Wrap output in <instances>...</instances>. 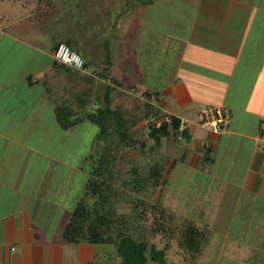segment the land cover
I'll list each match as a JSON object with an SVG mask.
<instances>
[{
    "label": "crops",
    "instance_id": "0c3cea01",
    "mask_svg": "<svg viewBox=\"0 0 264 264\" xmlns=\"http://www.w3.org/2000/svg\"><path fill=\"white\" fill-rule=\"evenodd\" d=\"M213 1H208V6L203 7L207 10L199 15L203 19L198 22L195 38L179 40L176 44L170 41L172 72L168 76L163 72L161 88H158L160 82L151 88L144 81L128 86L122 76L116 75L118 58L107 67L93 64L95 57L85 52V71H76L55 60L58 44H70L72 49L79 51L83 40L92 34L93 27L90 28V22L87 23L85 15L80 13L83 11L79 5L81 0L14 1L28 10V14L20 16L11 25L18 27L16 31L11 32V26L0 30V142L12 138V128L16 129V124L22 122V119L18 120L17 109L19 112L26 109L25 103L33 91H39L41 105L45 108V112L39 110L38 115L52 118L50 124L56 123L69 133L90 122L89 115L103 108L110 91L115 106L122 93L135 97L143 95L164 114L170 113L194 123L187 135L179 134L170 125L169 136L161 141L165 152L187 148L180 158L171 155L167 179L176 175L179 161L191 162L190 170L201 169L210 179L220 182L228 179V183L239 190V200L243 203L238 205V212L252 211L254 214H249L252 219H256V212H261L264 218V0H228L235 5V13L229 12L230 7L226 12L223 5L218 12ZM88 6L91 7L89 3ZM136 18V13L120 16L113 25L118 27V22L122 23L126 28L124 34H128L131 43L137 39L138 31L136 27L132 28L137 24ZM210 19L218 21L216 29L208 25ZM157 45L155 60L158 56L160 74L159 67L166 63L169 45L165 38ZM102 68L106 70L101 71ZM25 91L27 96L30 93L27 98L23 97ZM91 105L94 111L87 112ZM206 107L222 108L229 113L226 131L215 132L197 124V114ZM59 108L72 113L73 126L68 130L57 118ZM44 118L39 120L40 123ZM5 196L10 203L14 200L11 192ZM21 201L19 208L14 202L13 206L7 207L5 200L0 198V264H88L98 261L91 249L84 248L85 244L76 246L61 240L59 227L66 214L58 223L57 241L48 242L43 240L42 232L33 228L29 209L22 212ZM216 202L217 199L212 198L205 204L214 206ZM195 203L197 209L204 206L199 201ZM243 206L245 209L241 210ZM212 211L207 208L208 213ZM258 227L261 228L260 224ZM255 236L262 237L261 234ZM235 243L240 244L237 239ZM227 247L224 248L227 253H219L218 262L222 257H236ZM244 248L235 247L239 253L240 250L244 252ZM87 256L92 261H79Z\"/></svg>",
    "mask_w": 264,
    "mask_h": 264
},
{
    "label": "rangeland",
    "instance_id": "374dc122",
    "mask_svg": "<svg viewBox=\"0 0 264 264\" xmlns=\"http://www.w3.org/2000/svg\"><path fill=\"white\" fill-rule=\"evenodd\" d=\"M208 1L212 2L213 0H150V2L148 0H87L85 1L87 4L84 6V0H81L82 4L79 5L83 11L80 13L85 15L86 22L89 21L90 28L93 27V29L91 36L85 41L83 40L81 49L76 52L82 56L85 52H90L95 57L93 64H105L107 67L114 63V58H118L119 66L116 75L122 76L128 86L141 84L144 81L151 88L159 85L157 83L160 82L158 88H161L163 72L167 76L172 72L170 63L173 62V52L170 41L173 40L176 44L179 40L188 41L192 37L195 38L198 34V22H202L203 19L199 15L207 10L203 7L208 6ZM88 3L91 7L88 6ZM215 3L218 6V12L222 10V5L226 12L229 11V7L231 9L229 12L237 11L236 8H233L235 5L229 3L228 0H214L213 4ZM215 11L217 12V10ZM130 13H136L137 17L135 20L137 24L132 26V28L136 27V32L138 31L135 35L137 38L135 43H131L128 34H124L126 28L122 23L118 22V27L113 26L120 16ZM26 14H28V10H24L19 3L0 0V30L13 25L18 21L17 18ZM211 18L213 19V17ZM204 22L206 25V20ZM208 22H210L208 25L211 29L217 27L218 21ZM17 29V26L15 28L11 26V32ZM163 38L166 39L169 46L166 47V63L160 65L159 74L157 67L159 58L157 56V60H155V56L158 41ZM152 46H155V51ZM131 49H133V53ZM104 70L106 69H101V71ZM29 94L27 96L25 91L23 97L27 98ZM139 97L144 102L148 101L146 96L139 95ZM41 99L39 91H33L25 103L26 107L24 106V108L26 109L21 112L17 109L18 120L20 122L22 119V122L16 124V129L12 128L13 131L10 132L12 138L1 139L0 198L5 200V206H13L14 202L16 208L20 207L21 204L18 202L22 200V212L26 213V209H29L33 228L44 234L43 240L53 243L57 241L55 234L60 219L71 212L84 197L89 174L83 161L90 151L94 136L99 132V127L88 121L80 125L74 133H69L61 130L56 123L50 124L53 123L50 117L42 116L45 117L44 122L40 123L39 120L42 117L38 115L39 110L45 112V108L41 105ZM87 108V112L94 111L92 105ZM35 114L36 118L34 119ZM172 116L173 114L170 113L165 114L164 117H161L162 119L159 118L160 120H155L153 123H163L165 118L171 119ZM33 119L39 121L40 124ZM195 120L198 121V114ZM145 124V127L149 129L150 124ZM186 150L187 148L165 152L163 144L157 145L154 140L149 139L144 150H140V147L135 150L125 149L121 154L123 159L118 162L117 170L126 174L136 165H140L146 170L155 161L160 160L167 165L165 173V180H167V173L171 170L172 164L171 155L180 158ZM191 167V162H178L175 169L176 175L173 174L169 178L168 184L163 188L168 204L179 211L187 212L195 209V201L201 202L200 205L205 207L206 200L217 199L218 202L214 203V206L209 204L206 206V208L214 210L205 222L210 226L213 234V246L206 262L211 264H254L248 260L252 253L248 243L244 245V252L240 250L239 253L235 249L236 246H239L235 243V236L245 232L243 226L245 228L247 225L246 214L253 213L252 211L248 213L237 211L238 205L243 203L242 200H239V190L230 185L228 179L221 182L218 181L219 179L212 180L201 169L190 170ZM161 190L160 187L159 191ZM159 191H156L152 196V201L157 199ZM9 192L14 197V200H10H13L11 203L5 196ZM188 205L190 206L188 207ZM241 208V210L245 209L244 206ZM118 209L120 214L130 213L131 205L120 204ZM255 215L256 219H252L249 224L255 227L260 224L264 229L262 213L256 212ZM252 237L256 238L254 234H243L242 242L246 243L252 240ZM145 238L148 239V237ZM148 241L157 243L161 247L166 242L162 236L156 240L149 238ZM227 246L232 249L231 253L233 252L232 255L236 254V257H229L230 259L222 257L218 262L219 253L228 252L227 249H224ZM84 248L88 251L91 249L100 262L118 264L115 260L108 262V257L115 254V248L112 245H85ZM167 258L172 264H195L182 260L176 243ZM79 261L85 263L92 261V258L87 256Z\"/></svg>",
    "mask_w": 264,
    "mask_h": 264
},
{
    "label": "trees",
    "instance_id": "16d2710c",
    "mask_svg": "<svg viewBox=\"0 0 264 264\" xmlns=\"http://www.w3.org/2000/svg\"><path fill=\"white\" fill-rule=\"evenodd\" d=\"M66 45L72 49V45ZM111 92L103 108L88 117L99 127V132L83 161L89 174L84 197L61 223V240L76 246L112 245L115 254H111L107 261L115 260L118 264H172L167 255L176 243L184 262L211 264L206 260L213 246V234L205 223L210 213L206 206L184 212L168 204L163 192L169 182L165 180L166 163L155 161L146 170L136 165L126 174L117 170L125 149L140 147L144 150L149 139L160 145L169 136L170 125L179 134L187 135L188 130L178 131L181 121L176 117L172 123L163 122L157 127L153 121L165 116L158 107L126 93L120 94L115 106ZM57 118L65 130L73 126L70 111L59 108ZM145 123L150 124L149 129ZM156 191H159L158 197L152 201ZM120 204H130L131 212L120 214ZM251 216L246 214L245 232L235 238L239 240V246L248 243L252 248L250 262L264 264V229L251 226ZM247 233L254 234V237L261 234L262 237L242 242V235ZM159 236L166 241L162 247L149 243V238L156 240ZM106 263L96 261L88 264Z\"/></svg>",
    "mask_w": 264,
    "mask_h": 264
},
{
    "label": "built area",
    "instance_id": "2783aa9c",
    "mask_svg": "<svg viewBox=\"0 0 264 264\" xmlns=\"http://www.w3.org/2000/svg\"><path fill=\"white\" fill-rule=\"evenodd\" d=\"M55 60L61 64L71 67L76 71H85L86 62L81 54L72 50L65 43L59 45L57 50L54 53ZM175 116H172L171 119L165 118L164 122L172 123ZM177 118V117H176ZM180 119V127L178 131L180 133L188 130L194 123L187 119ZM230 115L229 113L222 108H212L206 107L200 110L198 114L197 124L200 126L208 127L213 129L215 132L226 131L229 126ZM162 124H157V127H160ZM262 141L264 143V127L262 130Z\"/></svg>",
    "mask_w": 264,
    "mask_h": 264
}]
</instances>
